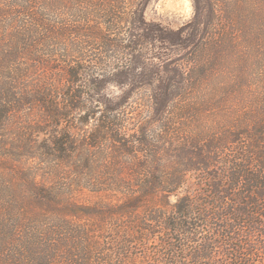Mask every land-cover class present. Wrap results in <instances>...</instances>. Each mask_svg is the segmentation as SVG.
<instances>
[{
	"label": "trees",
	"instance_id": "1",
	"mask_svg": "<svg viewBox=\"0 0 264 264\" xmlns=\"http://www.w3.org/2000/svg\"><path fill=\"white\" fill-rule=\"evenodd\" d=\"M150 1L0 0V264H264V0Z\"/></svg>",
	"mask_w": 264,
	"mask_h": 264
},
{
	"label": "rangeland",
	"instance_id": "2",
	"mask_svg": "<svg viewBox=\"0 0 264 264\" xmlns=\"http://www.w3.org/2000/svg\"><path fill=\"white\" fill-rule=\"evenodd\" d=\"M239 11L243 18L242 9H239ZM258 12L255 10V13ZM194 14L195 6L192 0H151L146 8L145 18L148 22L160 24L168 29L178 30L190 23L194 18ZM127 91V88L114 85L107 87L105 94L117 99L124 96ZM149 96V91L142 90L134 94L130 102L132 104H142V107L151 113L152 102Z\"/></svg>",
	"mask_w": 264,
	"mask_h": 264
}]
</instances>
